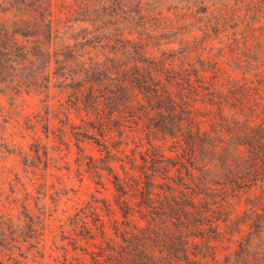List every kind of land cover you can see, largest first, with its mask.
Returning a JSON list of instances; mask_svg holds the SVG:
<instances>
[{"label":"trees","instance_id":"1","mask_svg":"<svg viewBox=\"0 0 264 264\" xmlns=\"http://www.w3.org/2000/svg\"><path fill=\"white\" fill-rule=\"evenodd\" d=\"M7 12L0 91L59 88L120 162L122 173L95 174L129 197L117 202L121 240L103 219L89 224L90 205L73 218L74 251L91 264H264V0H0ZM173 35L179 47L162 49ZM116 137L131 154L112 151ZM64 250L57 264H89Z\"/></svg>","mask_w":264,"mask_h":264},{"label":"rangeland","instance_id":"2","mask_svg":"<svg viewBox=\"0 0 264 264\" xmlns=\"http://www.w3.org/2000/svg\"><path fill=\"white\" fill-rule=\"evenodd\" d=\"M54 9L59 13L57 5ZM9 16L12 13H0V20ZM175 37L163 38L162 49L169 40V47H179ZM148 54L159 55V49L151 47ZM225 68L234 77L242 76L229 65ZM67 99L56 87L50 92L32 90L19 95L0 91V264H57L64 258V247L69 250V260L75 262L73 257H80L91 264L90 255L82 249L74 251L68 238L70 234L74 237V227L80 229L81 222L73 218L82 207L93 205L89 224L95 218L103 219L111 240H121L113 229L116 218L119 228L126 229L117 202L129 197L118 195L107 170L95 174L97 167L105 165L122 173L120 162L107 159L104 147L94 138L101 136L89 126L84 112L64 110ZM48 104L53 115L47 114ZM155 141L166 155L178 159L180 151H171L170 142ZM108 144L113 152L123 149L131 154L133 148L118 137L109 138ZM176 173L170 171V175ZM107 203L116 211H109ZM240 209L237 206L236 212ZM128 221L131 226L145 225L138 216ZM74 242L88 246L85 239Z\"/></svg>","mask_w":264,"mask_h":264}]
</instances>
